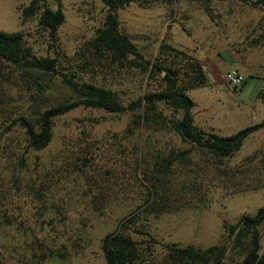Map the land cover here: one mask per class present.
Returning <instances> with one entry per match:
<instances>
[{"label":"rangeland","instance_id":"374dc122","mask_svg":"<svg viewBox=\"0 0 264 264\" xmlns=\"http://www.w3.org/2000/svg\"><path fill=\"white\" fill-rule=\"evenodd\" d=\"M30 1L0 0V30L22 31L35 55L56 57L65 67L60 73L73 80L110 88L128 104L162 86L159 75L142 65L161 59L162 45H170L198 60L205 72V83L187 91L197 126L229 135L264 121V101L258 96L264 92L263 6L246 0L130 2L115 12L119 30L142 58L112 62L83 52L103 25L107 8L102 0H44L65 16L53 36L38 24L39 13L22 18ZM230 68L251 75L240 89H231L225 79ZM21 77L20 70L0 60V91L6 93L0 96V264H40L34 243L43 233L44 252L63 254L43 264H106L101 238L151 198L150 179L159 176L156 162L171 151L184 157L159 176L167 184L159 191L169 208L141 213L126 230L138 241L148 238L139 230L158 240L148 264H162L167 244L219 243L224 222L232 224L264 204V126L231 156L220 158L167 128L156 130L154 123L131 132V112L81 105L56 116L52 140L35 150L19 122L35 116ZM54 80L59 88L54 93L61 95L60 74ZM158 108L160 116L150 117L180 115L162 103ZM259 230L261 252L264 221Z\"/></svg>","mask_w":264,"mask_h":264},{"label":"trees","instance_id":"16d2710c","mask_svg":"<svg viewBox=\"0 0 264 264\" xmlns=\"http://www.w3.org/2000/svg\"><path fill=\"white\" fill-rule=\"evenodd\" d=\"M107 8L103 25L97 28L95 35L89 39L83 52L88 51L93 57L103 56L112 62H122L130 55L142 58L136 45L129 36L119 30V19L116 9L124 7L130 2L140 5H150L156 0H102ZM44 0H31L22 9V18L28 19L37 13L38 24L49 30L53 36L59 25L64 21V13L60 8L52 10L43 5ZM252 6H263L264 0H246ZM206 9L208 7L206 6ZM163 50V51H162ZM161 59L156 62L145 61L143 69L150 67L152 73H157L161 78L162 86L146 92L144 95L124 104L118 94L110 88L86 81H76L59 69L65 67L58 62L56 57L37 56L31 47L25 44L22 31L6 32L0 30V60L11 63L21 71V86L27 91L29 97V109L34 117H20V125L24 131L28 146L35 150L45 148L53 137L55 117L64 114L78 106L104 109L109 112H131L132 124L128 129L132 132L143 123L149 126L154 123L156 130L167 128L175 132L181 140L194 143L213 155L224 158L236 152L243 140L252 132L264 126V121L246 125L229 135H220L216 132L205 131L194 122L192 107L193 99L187 94L191 88L199 87L206 81V75L202 64L187 55L184 51L170 45H162ZM60 74L61 83L58 90L54 76ZM247 75L238 87L240 89L246 82ZM1 84V83H0ZM0 85V89H3ZM236 89V88H235ZM233 88V90H235ZM6 93L0 91V96ZM264 101V92L258 95ZM164 104L173 112H179V116H160L159 104ZM2 111V107H0ZM144 121V122H143ZM151 127V126H150ZM153 129V128H152ZM85 155L86 152L83 151ZM184 157V152L171 151L168 155L159 157L155 171L161 177L166 165ZM159 176L151 177L150 199L138 210L123 217L117 229L106 233L101 238V250L106 264H148L152 257L155 244L158 240L139 230L140 234L148 238L134 239L126 230L136 221L141 213H160L169 205L163 192L159 191L165 184ZM95 202V201H94ZM140 212V213H139ZM264 221V204L256 208L253 214L241 215L234 223H223L224 233L219 243L207 247H198L191 244L179 246L175 243L167 244L166 253L162 264H264V250L259 251L260 230ZM37 249L34 248V257L40 264L47 257L63 254L49 250L44 252V233L36 237Z\"/></svg>","mask_w":264,"mask_h":264},{"label":"built area","instance_id":"2783aa9c","mask_svg":"<svg viewBox=\"0 0 264 264\" xmlns=\"http://www.w3.org/2000/svg\"><path fill=\"white\" fill-rule=\"evenodd\" d=\"M225 79L231 89H235L241 85L244 80V76L236 69L230 68L225 73Z\"/></svg>","mask_w":264,"mask_h":264}]
</instances>
